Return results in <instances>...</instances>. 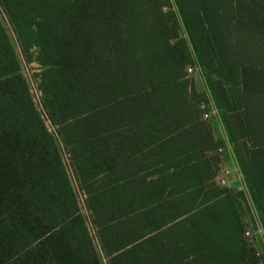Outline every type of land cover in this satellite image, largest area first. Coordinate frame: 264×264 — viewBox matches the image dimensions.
Masks as SVG:
<instances>
[{
	"label": "trees",
	"instance_id": "obj_1",
	"mask_svg": "<svg viewBox=\"0 0 264 264\" xmlns=\"http://www.w3.org/2000/svg\"><path fill=\"white\" fill-rule=\"evenodd\" d=\"M176 3L196 57L171 0H0L21 54L40 70L42 112L88 213L86 221L0 21V264H101L94 239L108 264H264V252L236 237L227 193L226 212L217 203L192 212L202 189L215 186L205 166L151 180L121 158L133 138L119 129L133 121L192 119L186 70L199 64L216 106L223 91L211 77L239 82L235 152L264 214V55L243 50L264 46V0ZM180 179L199 187L180 192Z\"/></svg>",
	"mask_w": 264,
	"mask_h": 264
},
{
	"label": "crops",
	"instance_id": "obj_2",
	"mask_svg": "<svg viewBox=\"0 0 264 264\" xmlns=\"http://www.w3.org/2000/svg\"><path fill=\"white\" fill-rule=\"evenodd\" d=\"M196 69L193 74H187L186 76L188 79H192L194 84V95L188 100L189 107L186 110V116L192 115V119L187 120L182 125L172 124V126H169L170 128L166 126L168 120L148 119L140 120L139 122L133 121L131 128L119 129V131H123L124 135L128 134L133 138L132 144H130L133 151L132 154H130L128 145H126L125 152L122 151L121 158L129 163L127 171L133 170L132 172L135 174L147 172L151 180H154L158 174L165 176L186 175L190 169H195L196 173H201L198 170L199 166H205L207 168L206 173L208 176L212 175L214 182L218 163L222 162V165L231 169L229 187L224 188L216 184L212 187L205 186L202 192L198 194L194 204L196 209H193L192 212H197L213 203H217V209L226 212L228 199L224 197V194L227 193L226 195L231 199L230 205L231 212L234 214L233 219L235 224H237L236 237L240 232V238H243L249 245L254 246L258 253H263L264 237L260 232L252 204L225 144L223 130L214 113L203 79ZM211 79L215 83V91H223L217 108L235 151L236 146L238 147V144L240 145L243 141L240 138L239 122L244 108L243 105L234 102L236 100L232 93L239 90L235 85L239 82L230 79L229 82L220 76L215 78L212 76ZM205 99H208V103ZM205 114H208L207 118L204 117ZM139 137H141V140ZM61 145L69 160L68 151L62 143ZM217 148H221L219 154H216ZM155 160L163 161L157 164ZM71 173L78 189L76 176L72 170ZM102 175H104V172L90 179V181L100 182ZM183 183L186 182L180 179L179 185H177V189L180 192H187L199 187V185L186 186L187 184L184 185ZM169 188L170 184L166 186V189ZM221 191L224 193L221 194ZM180 195H183V193H180ZM254 205L263 223L264 214L258 209L255 202ZM245 230H249L252 234L250 239H248L251 243L244 236Z\"/></svg>",
	"mask_w": 264,
	"mask_h": 264
},
{
	"label": "rangeland",
	"instance_id": "obj_3",
	"mask_svg": "<svg viewBox=\"0 0 264 264\" xmlns=\"http://www.w3.org/2000/svg\"><path fill=\"white\" fill-rule=\"evenodd\" d=\"M258 1H260V0H258ZM0 21H1V24L3 25V27H4L5 31H6L9 39H10V42H11L12 47L14 49V52H15V54L17 56V59H18V61L20 63V70H21V73H22L24 79L26 80V83H27V86H28V90H29V93L31 95L33 104H34L36 110L40 113L42 119L44 120L45 126L47 127L48 131H50L52 133V135H54V137L56 138V144L58 146V149H59L60 155L62 157V160H63V162H64V164L66 166V170L68 172L69 180H70L72 186L74 187V189L76 190L78 202H79V205H80V208H81V214L84 216L86 221H88V213L86 212V210L83 207V196H82L81 192L75 186V182H74V179L72 177V173H71V170H70V167H69V160L66 157V154H65V152L63 150V147H62L59 139L56 137L55 128L45 118V115L42 112V107L40 105L41 94H40V92L38 90V77H37V74H38V72L40 70H39V68H38V66H37V64L35 62L28 63L24 59V56L20 52L19 45H18V43H17V41L15 39V36H14V34L12 32V29H11V26H10L8 20H7V17L2 12L1 9H0ZM228 39L230 40L231 43H233V44L236 43V42H234L235 39H236V32L231 34L228 37ZM249 44H251V43H249ZM251 45L252 46H244V48H243L244 52L249 53V54H253V56L256 57V56H258V54H260V52L258 51L260 49L261 53L264 55V46H261L262 48H260L256 44L252 43ZM239 50H240V47L239 46H235L232 52L235 54V56H237V54L239 53ZM31 51L35 54L33 49ZM235 58H239V57H235ZM196 71H197V69H196ZM193 73H191V74H193ZM188 75H190V74H188ZM216 76H219V75H213L214 78ZM87 223H88V226L90 227V233L92 234V236H94V234H95L94 233V229L91 228L89 222H87ZM94 242L96 244V250H97V253H98V256H99V259H100V263L101 264H108L107 259L105 258V256L103 255L102 251L100 250V248H99V246L97 244L96 239H94Z\"/></svg>",
	"mask_w": 264,
	"mask_h": 264
},
{
	"label": "water",
	"instance_id": "obj_4",
	"mask_svg": "<svg viewBox=\"0 0 264 264\" xmlns=\"http://www.w3.org/2000/svg\"><path fill=\"white\" fill-rule=\"evenodd\" d=\"M171 1H172V3H173V6H174L175 11L177 12L178 19H179V22H180V24H181L182 30H183V32H184V36H185V38H186V40H187V43H188L189 49H190V51L192 52L193 56L196 57L195 50H194V46H193V44H192V42H191L190 36H189V34H188V31H187V29H186V26H185V24H184V21H183V19H182L181 14H180V11H179V8H178V5H177V3H176V0H171ZM197 70H198V72L200 73V75H201V77H202V79H203V82H204V84H205L206 90H207V92H208V95H209L210 101H211L212 106H213V109H214V113H215V115H216V117H217V119H218V121H219V123H220V126H221L222 130H223L225 144H226V146H227L228 151L230 152V154H231V156H232V159H233V161H234V164H235V166H236V168H237V171H238V173H239V175H240V178H241V180H242V183H243L244 189H245L246 193H247L248 196H249V199H250V202H251V204H252V207H253V210H254L255 216H256L257 221H258V225H259V228H260V232L262 233V235H263V237H264V225H263V223H262V221H261V219H260V217H259V215H258V212H257V210H256V207H255V205H254V202H253V200H252V198H251L250 191H249L248 185H247V183H246V180H245V177H244L243 171H242V169H241V166H240L239 160H238V158H237V156H236V154H235L234 148H233L232 143H231V141H230V138H229V136H228V134H227V131H226L225 125H224V123H223L222 117H221V115H220V112H219V110H218V108H217V106H216V104H215V101H214V99H213V97H212V94H211V91H210L209 86H208V84H207V81H206V79H205V76H204V73H203L202 67H201L199 64L197 65Z\"/></svg>",
	"mask_w": 264,
	"mask_h": 264
},
{
	"label": "built area",
	"instance_id": "obj_5",
	"mask_svg": "<svg viewBox=\"0 0 264 264\" xmlns=\"http://www.w3.org/2000/svg\"><path fill=\"white\" fill-rule=\"evenodd\" d=\"M187 73L188 74L193 73V69L187 68ZM204 117L207 118L208 114H205ZM220 152H221V148H217L216 154H219ZM230 174H231V169L225 165H222V162H219L217 173L214 177L215 184L220 186V187L228 188L229 184H230V180H231ZM251 235L252 234L249 230H245L244 236L246 237L247 241H248V239H250ZM248 242L251 243L250 241H248Z\"/></svg>",
	"mask_w": 264,
	"mask_h": 264
}]
</instances>
